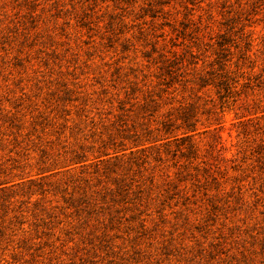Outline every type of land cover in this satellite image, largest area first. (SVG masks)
<instances>
[{"label":"rangeland","instance_id":"374dc122","mask_svg":"<svg viewBox=\"0 0 264 264\" xmlns=\"http://www.w3.org/2000/svg\"><path fill=\"white\" fill-rule=\"evenodd\" d=\"M0 264H264V0H0Z\"/></svg>","mask_w":264,"mask_h":264}]
</instances>
